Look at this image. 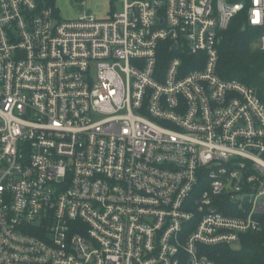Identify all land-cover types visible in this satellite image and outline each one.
Returning a JSON list of instances; mask_svg holds the SVG:
<instances>
[{"label": "built area", "instance_id": "built-area-1", "mask_svg": "<svg viewBox=\"0 0 264 264\" xmlns=\"http://www.w3.org/2000/svg\"><path fill=\"white\" fill-rule=\"evenodd\" d=\"M122 3L0 0V264H215L264 230V99L217 73L239 16L264 52V0Z\"/></svg>", "mask_w": 264, "mask_h": 264}, {"label": "trees", "instance_id": "trees-1", "mask_svg": "<svg viewBox=\"0 0 264 264\" xmlns=\"http://www.w3.org/2000/svg\"><path fill=\"white\" fill-rule=\"evenodd\" d=\"M259 36V31L245 25L242 16L234 19L219 44L217 73L225 80H236L256 89L264 99V79L261 77L264 52L253 47ZM209 256L215 264H264V230L242 235L239 249L229 246L211 248Z\"/></svg>", "mask_w": 264, "mask_h": 264}, {"label": "rangeland", "instance_id": "rangeland-1", "mask_svg": "<svg viewBox=\"0 0 264 264\" xmlns=\"http://www.w3.org/2000/svg\"><path fill=\"white\" fill-rule=\"evenodd\" d=\"M79 1L80 0H56V8L59 12V17L62 20H67L75 18L77 14L82 13L83 9L77 6ZM87 7L92 13L101 14L102 16L111 11L115 13H121L123 11L122 0H87ZM225 32H223L222 37ZM253 47L261 50L259 37L254 42ZM235 249H239V247H236Z\"/></svg>", "mask_w": 264, "mask_h": 264}, {"label": "water", "instance_id": "water-1", "mask_svg": "<svg viewBox=\"0 0 264 264\" xmlns=\"http://www.w3.org/2000/svg\"><path fill=\"white\" fill-rule=\"evenodd\" d=\"M243 31H244V29H243ZM261 77L264 79V72L261 73Z\"/></svg>", "mask_w": 264, "mask_h": 264}]
</instances>
